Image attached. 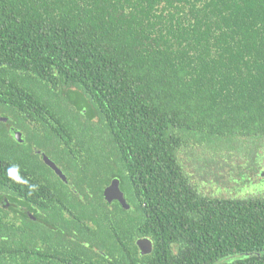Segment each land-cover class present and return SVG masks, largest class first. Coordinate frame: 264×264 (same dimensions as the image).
Returning a JSON list of instances; mask_svg holds the SVG:
<instances>
[{
  "label": "trees",
  "instance_id": "trees-1",
  "mask_svg": "<svg viewBox=\"0 0 264 264\" xmlns=\"http://www.w3.org/2000/svg\"><path fill=\"white\" fill-rule=\"evenodd\" d=\"M0 108V264H264V196L178 159L264 140V0H0Z\"/></svg>",
  "mask_w": 264,
  "mask_h": 264
},
{
  "label": "rangeland",
  "instance_id": "rangeland-1",
  "mask_svg": "<svg viewBox=\"0 0 264 264\" xmlns=\"http://www.w3.org/2000/svg\"><path fill=\"white\" fill-rule=\"evenodd\" d=\"M71 102L74 104L77 99ZM3 113L7 112L0 108V116ZM12 130L8 132L12 134ZM8 137L6 127H1L0 123V142L6 144ZM211 143H188V147H182L178 153V159L198 193L225 200L264 196V182H261L264 178V140L215 138ZM46 145L47 150L53 149L52 142ZM16 154L21 157L19 150Z\"/></svg>",
  "mask_w": 264,
  "mask_h": 264
},
{
  "label": "water",
  "instance_id": "water-1",
  "mask_svg": "<svg viewBox=\"0 0 264 264\" xmlns=\"http://www.w3.org/2000/svg\"><path fill=\"white\" fill-rule=\"evenodd\" d=\"M4 120H6V119H4ZM12 135L14 136V138L16 140L22 141L21 140V133H19V132L16 133L14 130H12ZM43 159H44V162L47 164V166L49 168H51L55 172V174L63 182L67 183V181H68L67 177L62 172V170L52 160H50L47 156H44ZM263 177H264V174H263ZM104 198L108 203H112V202L116 201V202L120 203L121 206L125 210L130 209V206L127 204V201L124 197V193L121 190L120 182L118 179L113 180L111 185L105 189ZM137 245H138L142 255H147V254H150L152 252L153 245H152V242L148 239L139 240L137 242Z\"/></svg>",
  "mask_w": 264,
  "mask_h": 264
},
{
  "label": "flooded vegetation",
  "instance_id": "flooded-vegetation-1",
  "mask_svg": "<svg viewBox=\"0 0 264 264\" xmlns=\"http://www.w3.org/2000/svg\"><path fill=\"white\" fill-rule=\"evenodd\" d=\"M10 129H13V128H10ZM15 131V130H14ZM16 133L18 132V131H15ZM20 133V132H19ZM22 137V136H21ZM21 143L22 144H24L25 142L24 141H21ZM37 153H39L40 155H42V157H43V154H42V151H38Z\"/></svg>",
  "mask_w": 264,
  "mask_h": 264
}]
</instances>
